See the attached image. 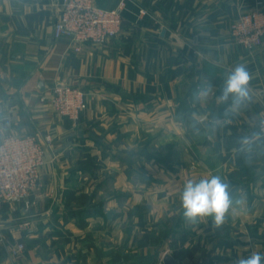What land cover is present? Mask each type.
Returning a JSON list of instances; mask_svg holds the SVG:
<instances>
[{
    "label": "crops",
    "instance_id": "0c3cea01",
    "mask_svg": "<svg viewBox=\"0 0 264 264\" xmlns=\"http://www.w3.org/2000/svg\"><path fill=\"white\" fill-rule=\"evenodd\" d=\"M92 1L109 10L120 0ZM58 3L0 0V141L10 135L53 139L27 212L39 223L16 226L26 212L17 205L0 210V264H52V257L72 264L73 241L60 244L64 252L49 260L37 255L48 232L42 219L64 213V227L50 230L57 235L81 231L73 222L74 199L100 184L110 169L136 168L140 130L153 148L177 155L176 169L182 170L177 202L189 181L212 176L220 177L229 193L231 203L219 225L214 216L186 218L182 206V261L168 255L178 264H239L253 253L264 255V137L256 129L264 116V42L248 53L229 35L239 15L258 4L264 10V0H126L119 35L79 52L67 38H53ZM238 65L250 76L249 96L233 105L231 97H220ZM57 84L85 95L86 108L75 122L55 117L47 104ZM126 195L121 196L136 218L138 196ZM24 241L23 255L11 256ZM138 251L136 246L137 263ZM101 262L99 257L96 263L106 264Z\"/></svg>",
    "mask_w": 264,
    "mask_h": 264
},
{
    "label": "rangeland",
    "instance_id": "374dc122",
    "mask_svg": "<svg viewBox=\"0 0 264 264\" xmlns=\"http://www.w3.org/2000/svg\"><path fill=\"white\" fill-rule=\"evenodd\" d=\"M136 142H138L139 163L136 164L133 160L134 166L136 165L133 171L130 172L129 168L118 169L117 172L110 169L101 176L100 184L96 182L86 187L89 188V192H84L85 194L74 199L73 222L74 226L81 231L75 230V235L67 233L57 235L50 230L52 227H64L66 224L64 213L61 214L60 219L57 217L42 219L44 224H41L47 227L48 232L38 242L40 244L36 253L39 257L49 260L50 255H54L52 253L64 252L60 244L73 241L74 248L69 250L72 255H75L74 258L72 257V264H97L99 257H101V263L106 262V264H162L161 258L165 252L171 254L176 260L182 261V200L181 202L175 200L179 196V185L176 179H182V170L176 169L179 167V160L170 149L153 148L151 138L141 130ZM124 160L129 158L124 156ZM119 171L122 172L121 175H118ZM119 176L122 177V182L118 180ZM120 183L122 186L119 187ZM131 183L136 185L131 186ZM130 193H133L135 197L138 196L136 218L131 216L127 199L124 198ZM48 203L49 210H52L55 206ZM120 203L121 205L116 206ZM17 206L26 213L19 217L16 226L26 227L29 222L34 225L39 223L37 222L39 217L27 215L31 200L29 206ZM119 209H122L124 213H120ZM186 222L188 223L186 225H189L190 220ZM170 237L177 239V242L169 241ZM27 241L23 243L24 249L21 255L25 251ZM98 245L101 249H98ZM136 246L139 248V263L133 255ZM155 250L158 252L154 257L149 258V261H142V257L150 252L154 253ZM51 259H53L52 264L62 262L53 257ZM62 263H65L64 260Z\"/></svg>",
    "mask_w": 264,
    "mask_h": 264
},
{
    "label": "built area",
    "instance_id": "2783aa9c",
    "mask_svg": "<svg viewBox=\"0 0 264 264\" xmlns=\"http://www.w3.org/2000/svg\"><path fill=\"white\" fill-rule=\"evenodd\" d=\"M125 1L120 0L115 8L106 10L92 0H59L58 15L52 26L53 38H67L74 52H79L84 45H103L119 35ZM229 35L234 44L248 53L256 52L264 42V10L260 5L239 15L231 24ZM47 104L55 117L71 122L86 108L84 93L64 84L50 89ZM256 129L264 137V116L258 120ZM52 140L50 135L43 139L35 135H10L1 139L0 210L5 205L29 206L32 193L39 187L40 170ZM23 249L19 243L10 254L18 257Z\"/></svg>",
    "mask_w": 264,
    "mask_h": 264
},
{
    "label": "clouds",
    "instance_id": "9594fccd",
    "mask_svg": "<svg viewBox=\"0 0 264 264\" xmlns=\"http://www.w3.org/2000/svg\"><path fill=\"white\" fill-rule=\"evenodd\" d=\"M249 79L246 68L238 65L227 75L220 99L228 101L231 97L233 105L242 104L249 96ZM203 95L206 96L207 91ZM181 200L186 218L195 220L198 216H214L217 225L222 223L231 203L227 185L218 176L201 179L199 182L189 181L184 187ZM262 262L264 255L253 253L241 259L239 264H262Z\"/></svg>",
    "mask_w": 264,
    "mask_h": 264
},
{
    "label": "water",
    "instance_id": "95a60500",
    "mask_svg": "<svg viewBox=\"0 0 264 264\" xmlns=\"http://www.w3.org/2000/svg\"><path fill=\"white\" fill-rule=\"evenodd\" d=\"M39 89H42V85L39 84ZM162 264H178L176 260L173 259L172 256L165 254L162 258Z\"/></svg>",
    "mask_w": 264,
    "mask_h": 264
}]
</instances>
